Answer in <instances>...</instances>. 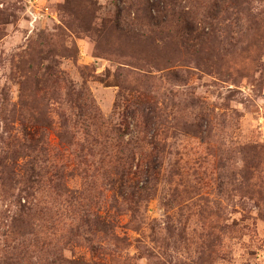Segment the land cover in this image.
<instances>
[{"label":"rangeland","instance_id":"rangeland-1","mask_svg":"<svg viewBox=\"0 0 264 264\" xmlns=\"http://www.w3.org/2000/svg\"><path fill=\"white\" fill-rule=\"evenodd\" d=\"M164 6L0 0V154L51 171L0 172V264H264V0Z\"/></svg>","mask_w":264,"mask_h":264},{"label":"trees","instance_id":"trees-1","mask_svg":"<svg viewBox=\"0 0 264 264\" xmlns=\"http://www.w3.org/2000/svg\"><path fill=\"white\" fill-rule=\"evenodd\" d=\"M182 1L183 0H163L165 5L164 10L166 11L165 13H167L168 10L170 9L173 13V16H179L180 14L177 8L175 9L170 7L172 6L176 7V5L179 6V4ZM221 1L224 2L226 0H221ZM131 7L134 8L133 5H131ZM204 8L205 10L202 11L201 15L197 11L191 10V15H192L191 18H189L188 15H184L183 12L181 13L180 17H182L181 18L182 20H180V18L178 17L176 19L177 23H175L176 29L179 30V37L183 38V40H188V41L194 40L195 38L192 39L190 35L193 34L195 37L196 32H199L200 35L202 33H205L206 29L210 30V27L214 26V24H212V21L218 19L217 15H220L221 13H228L229 11V9L221 7L223 10L222 12L221 8H219L218 3H215L212 6L209 3ZM216 11H218L217 14ZM199 24H201L202 26L199 27ZM89 99L90 98H88V100ZM84 107L88 108V110L91 111L96 110L93 103L90 104V106H88L87 104L79 106L80 109H83ZM89 115L92 116L93 118H96V116L92 113H89ZM119 131H121V129H119ZM41 141L43 142L42 138L37 140L34 137H32L31 140H29L28 142L22 143L19 140H17V138L13 140L11 138L9 140L8 145L11 146L14 143V148L9 152L0 154L1 174L3 176H7V178L11 180H15V177L18 178L19 176H22L29 183L37 182L38 178L43 177L45 174H50L51 171L47 168V165L45 164L47 162L46 149L43 147L38 148L37 145ZM145 142H146V147L144 143L142 153H144L143 151L146 150L148 146L150 147L148 148L150 149V151L145 154L146 162L147 164L156 166L157 165L156 156L158 155V150H157L158 147L154 142V138L151 137V140L147 138ZM123 145L124 144L119 143V146H123ZM20 148L22 150L26 149L29 153L28 157H30V159L24 164L19 163ZM53 175L57 177H61L58 171H56V173H54Z\"/></svg>","mask_w":264,"mask_h":264}]
</instances>
